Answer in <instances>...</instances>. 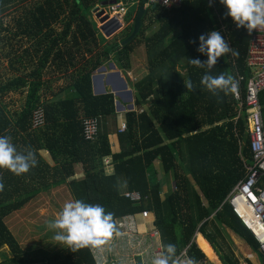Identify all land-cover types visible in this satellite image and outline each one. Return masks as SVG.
Wrapping results in <instances>:
<instances>
[{
	"label": "trees",
	"instance_id": "obj_1",
	"mask_svg": "<svg viewBox=\"0 0 264 264\" xmlns=\"http://www.w3.org/2000/svg\"><path fill=\"white\" fill-rule=\"evenodd\" d=\"M99 1L0 0V64L5 61L15 73L0 81V136H11L18 151L31 147L38 160L36 167L20 176L0 169L4 184L0 264H97L88 247L74 252L67 247L50 257L44 252L26 255L5 222L41 194L62 186L73 200L99 204L113 212L114 221L149 210L162 251L163 245L172 243L177 257L189 247V257L198 264H215L205 241L219 264H238L231 251L224 252L227 244L221 228L259 252L254 236L225 201L244 179L245 165L253 162L246 114L236 119L239 101L235 94L212 95L200 85L208 69L189 63V58L207 60L196 51L198 37L219 31L235 54L218 58L211 73L232 75L245 99L252 33L236 27L220 0H212L211 6L209 0H181L172 9L159 5L147 9L139 39L122 46L131 35L138 7L125 17L131 24L107 39L94 20ZM147 30L150 35L145 34ZM140 44L147 52L148 73L133 84L138 111L125 114L127 128L117 133L120 150L113 151L107 121L116 116L115 96L111 92L94 95L92 75L110 60L122 69L131 68V55ZM54 73H58L55 78H45ZM58 79L69 80L59 94L51 89V81ZM188 79L196 85L194 91L185 88ZM24 90L22 109L8 111L3 97ZM47 91L52 94L46 99ZM259 99L264 120V91ZM40 107L45 121L35 126L34 113ZM91 118L98 119L99 132L95 139H86L84 121ZM43 150L49 152L53 165ZM76 164L82 165L81 177H75ZM158 169L176 186L164 197ZM127 191H138L148 199L143 205L135 204L124 197ZM5 245L12 257L1 251Z\"/></svg>",
	"mask_w": 264,
	"mask_h": 264
},
{
	"label": "built area",
	"instance_id": "obj_2",
	"mask_svg": "<svg viewBox=\"0 0 264 264\" xmlns=\"http://www.w3.org/2000/svg\"><path fill=\"white\" fill-rule=\"evenodd\" d=\"M140 0L131 2L138 5ZM146 0L144 8L151 5H159L164 9H172L180 4L181 0ZM128 8L123 2H116L107 7L106 14H113V18L105 20L109 27L115 23H122L128 14ZM247 66L251 71L248 78L245 99L240 95L239 88L235 93L239 101V110L236 116L246 114L250 123V139L253 153V162L246 164V175L240 180L226 197V202L239 221L250 231L259 244V252L264 257V120L262 105L259 95L264 91V30H253L248 55ZM244 77L240 76V80ZM45 113L42 107L34 113V125H43ZM127 128L122 123L121 131ZM99 132L97 118L84 121V135L86 139H95ZM109 169L110 158L107 160ZM124 197L131 202L141 205L147 201L146 196L138 191H127ZM151 213L144 209L138 214L125 215L118 218L116 223L117 232L107 238L105 244L92 247L89 250L97 264H151L152 258L162 251L158 230L154 221H151ZM144 225L145 231H141ZM147 226V227H146ZM189 247H186L178 256L181 264L189 257ZM29 264H41L31 262Z\"/></svg>",
	"mask_w": 264,
	"mask_h": 264
},
{
	"label": "clouds",
	"instance_id": "obj_3",
	"mask_svg": "<svg viewBox=\"0 0 264 264\" xmlns=\"http://www.w3.org/2000/svg\"><path fill=\"white\" fill-rule=\"evenodd\" d=\"M164 3L167 4L166 0H164ZM211 3L212 0H209L210 6ZM220 3L225 6L227 9L226 16L231 17L237 28H245L249 34L253 30H264V0H220ZM133 6L139 7V4ZM107 7L98 6L104 12L107 11ZM106 15L110 16L109 14ZM110 17L113 18L114 16ZM123 24L120 23L121 26ZM198 40L199 46L196 48V51L202 55H206L207 60L201 61L198 58H189V63L195 67H206L208 69L201 77L200 85L212 95H217L219 92H223L225 95L235 94L238 90V81L232 75L224 73L213 75L211 73V69L217 64L218 58L230 52L235 54L229 43L217 30L201 34ZM189 43L195 44L196 40H190ZM184 86L187 91H194L196 88L191 79L184 80ZM245 118L247 119L246 116ZM124 122L127 125V122ZM247 123L250 138V123L248 119ZM37 164L36 153L31 147L18 151L12 142L11 136H0V169H7L14 175L20 176L28 173ZM175 188L176 186L173 183V189L175 190ZM3 190L4 184L2 178H0V192ZM150 213L153 215L152 212ZM153 218L155 220L154 215ZM115 225L113 212L106 211L99 204H89L82 200L66 202L56 217L46 222L47 229L54 232L53 238L57 242L67 245L73 252L84 247H98L105 244L107 238L113 235ZM247 231L249 230L247 229ZM151 264H181L177 257L176 245L172 243L163 245V251L152 258ZM184 264H198V261L195 258H188L184 261Z\"/></svg>",
	"mask_w": 264,
	"mask_h": 264
},
{
	"label": "rangeland",
	"instance_id": "obj_4",
	"mask_svg": "<svg viewBox=\"0 0 264 264\" xmlns=\"http://www.w3.org/2000/svg\"><path fill=\"white\" fill-rule=\"evenodd\" d=\"M110 1V0H104ZM135 0H119L118 2H123L125 6L128 8L129 12H135L136 7L131 5V2ZM100 7L106 8L108 5L103 4V0L99 1ZM148 9V8H147ZM100 12V13H99ZM94 13V20L96 21L97 25L99 28L103 25L102 20H107L110 19V16H113L109 12V15H106L104 11H101V9L98 8L95 10ZM98 13V14H97ZM108 16V17H106ZM129 22L124 21V24L122 25V30L128 25ZM147 23V21H146ZM108 22L106 21V25ZM156 24L153 25L152 30L156 28ZM101 30V29H100ZM121 29L119 30L120 32L122 31ZM120 32L116 33L118 35ZM150 30L146 31V35H150ZM115 35V34H114ZM107 38V37H106ZM112 38V37H111ZM107 39H110L109 37ZM112 60L107 61L108 66H106V70L108 68H111L110 63ZM131 68L129 69H116L119 71H122L124 76L122 75V78L125 79L127 82V89H121L119 92H121L125 97H121V95L116 93L115 97L118 99V102L122 104L125 107V110L119 111L116 107L115 103V117H111L107 121V128H109V131H114L115 133L120 132V128L122 126V123L125 120L124 116L128 112H132L128 109V105L134 104V110L133 111H138V107L136 106V89L133 87V84L141 80L147 73H148V67H147V52L145 50V47L143 44H140L136 47L135 50H133V53L131 55ZM119 67V66H118ZM98 70V69H97ZM96 70V71H97ZM96 71L93 73V75L96 73ZM99 71V70H98ZM114 71V69H113ZM15 75L13 71L10 70V68L7 66V63L4 61L3 63L0 64V81H3L9 77H12ZM58 75V73H54L51 75H46L45 78L53 77L55 78ZM93 75H92V80H93ZM107 75H105V78ZM104 78V81L106 82ZM68 79H58V80H52L51 81V89L54 93L59 94L60 92H63L64 87L68 83ZM106 87V86H105ZM107 88V87H106ZM158 91V88L156 89ZM129 91H132V100L128 99V93ZM110 91L107 90V93ZM42 94V92H41ZM51 92L47 91V94L44 95V98H50L51 97ZM94 94V92H93ZM154 94H158L155 92ZM43 95V94H42ZM64 93L59 95L58 97H62ZM95 95V94H94ZM155 97V95H154ZM152 99V97H151ZM150 99V100H151ZM26 100V91H19L15 93H8L6 96L3 97V102L6 104V108L8 111L15 113L18 112L22 109L23 105L25 104ZM146 105V104H145ZM147 107V105L145 106ZM113 134V133H111ZM249 164V163H248ZM158 169V173H159ZM76 174V173H75ZM158 179L160 180V184L162 186V191L165 189L166 186L169 190L170 186L173 184V180H170V177L168 175L164 176L161 174V172L158 174ZM191 182L194 184L195 188L197 189V185L190 179ZM167 190V191H168ZM165 195V194H164ZM69 201H74L68 188H64L63 190H58L56 191L51 190L47 193H43L40 196H38L35 200H33L31 203H28L24 208H22L20 211H17L13 213L10 217H8L5 222L8 225L9 229L12 231L14 234L16 240L18 243L21 245L23 251L26 253V255H30L33 253H39V252H44L48 257L53 256L54 254L58 252H62L63 249L67 248L68 246L57 242L53 237H54V232L47 229L46 227V222L49 220H52L56 217L57 213L62 209L63 205L66 202ZM151 221H153V215L150 216ZM224 232V231H223ZM228 233V232H227ZM226 240V247H224V252L231 251L233 255L240 258V263L241 264H248L247 261H245L240 255L241 253L247 254L248 252V246L245 244L243 240L238 238L236 235L233 234V238L239 240L233 241L229 240L225 237V234L222 233ZM228 236L230 238V234L228 233ZM212 258V260H217L215 259L214 253L211 249V246L207 244L206 242L203 243ZM244 245V247L242 245ZM2 252L7 253L10 257L13 256L10 248L8 246H3L1 248ZM241 251V252H240ZM254 260L256 263L261 264V256L258 252L252 253ZM3 259V257L0 254V261ZM214 261V262H215Z\"/></svg>",
	"mask_w": 264,
	"mask_h": 264
},
{
	"label": "water",
	"instance_id": "obj_5",
	"mask_svg": "<svg viewBox=\"0 0 264 264\" xmlns=\"http://www.w3.org/2000/svg\"><path fill=\"white\" fill-rule=\"evenodd\" d=\"M117 0H110L107 2H103L102 5L104 4H114L116 3ZM146 0H141L142 5L139 6L137 8L136 14L134 16L133 22H132V31H131V35L122 42V46H125L127 44H129L130 42H132L133 39H139V31L140 28L142 26V18L145 15L146 9L144 8V4H145ZM156 6L155 5H151L149 8L150 9H154ZM108 17V16H106ZM114 19V18H113ZM103 25L101 26V31L104 34L105 37H113L114 34L116 35V33L120 32L119 30H122V26L119 23H115V25H113L112 27H109V23L106 25L105 20H102ZM112 70L114 69V71H110L107 75V77L105 78V74H100L98 75H93V88L94 91L96 92V94H102V93H106V89H105V83L107 84H111V86L113 87V90L119 95H121V97H125L121 92H119L121 89H127V82L125 81L124 78L121 77V72L119 70H116V65L114 62L110 63ZM100 71H104L106 70V66L102 65L99 68ZM104 78L106 80V82L104 81ZM116 78L118 79V81L116 80ZM128 93V99L132 100V91L127 92ZM118 105V106H117ZM116 107L119 111L121 110H125V107L120 104L119 102H116ZM128 109L130 111L134 110V104H130L128 105Z\"/></svg>",
	"mask_w": 264,
	"mask_h": 264
},
{
	"label": "crops",
	"instance_id": "obj_6",
	"mask_svg": "<svg viewBox=\"0 0 264 264\" xmlns=\"http://www.w3.org/2000/svg\"><path fill=\"white\" fill-rule=\"evenodd\" d=\"M133 22V21H132ZM131 24V22L130 23H128V25L127 26H129ZM113 38V37H112ZM112 62H114L115 63V65H116V69H121L120 67H118V64L114 61V60H112ZM107 66H108V63H105ZM105 64H103L104 66H105ZM99 70V69H98ZM96 71V73H95V75H100V74H105V75H108V73L110 72V71H113L112 69H110V68H108V70H102V71ZM121 72V77H122V75L124 76V74H123V72L122 71H120ZM125 78V77H124ZM116 80L118 81V79L116 78ZM119 82V81H118ZM92 83H93V80H92ZM105 86L107 87H105V89H106V93H107V90H109L114 96L116 95V92L113 90V87L111 86V84H107V83H105ZM96 91V90H95ZM94 91V88H93V92H94V94L95 95H101V94H96V92ZM102 94H105V93H102ZM116 102H118V99L115 97V103ZM118 106V105H117ZM124 116V118H125V115H123ZM111 133H113V134H111ZM118 134H117V132L115 133L114 131H111L110 132V140H111V142H112V149H113V151H119L120 150V146H119V143H118ZM41 153H42V155L44 156V158L50 163V164H54V161L52 160V157L50 156V154H49V152L48 151H45V150H43V151H41ZM75 170H76V174H75V177H81V176H83V169H82V165L81 164H76L75 165ZM64 188H66L67 189V187L66 186H62V187H59V188H57L58 190H63ZM163 189V188H162ZM170 189H173V184H172V186H170V188H169V190H168V188H167V186H166V190L164 189L163 191H162V193H161V197H164L165 195L164 194H166L168 191H170ZM54 191H56V189H53ZM168 190V191H167ZM153 221H154V219H153ZM145 226L144 225H142L141 226V231H145V228H144ZM147 227V226H146ZM221 231H222V233H224L225 234V237L227 238V239H231V240H233V241H239V240H237V239H235V238H233V234L234 233H232L229 229H225V228H221ZM224 231V232H223ZM230 234V238H229V236H228V233ZM235 235V234H234ZM197 236V235H196ZM199 236L200 235H198L197 236V238L199 239ZM200 237H202V236H200ZM224 237V236H223ZM203 238V237H202ZM204 239V238H203ZM205 240V239H204ZM224 240H225V238H224ZM230 240V241H231ZM226 241V240H225ZM203 243H205V241L203 242ZM242 245V244H241ZM205 246V245H204ZM243 247H244V245H242ZM248 246V245H247ZM249 248V247H248ZM207 251V250H206ZM241 252V251H240ZM252 253H255L254 251H252L250 248L248 249V252H247V254H242L241 253V257L245 260V261H247L248 262V264H258V263H256V261L254 260V258H253V255H252ZM259 253V252H258ZM260 254V253H259ZM210 256V255H209ZM214 256H215V254H214ZM235 256H236V254H235ZM260 256H261V254H260ZM262 257V256H261ZM236 258L238 259V264H241L240 263V258L239 257H237L236 256ZM215 259L217 260V262L215 261L214 263L215 264H219L218 263V259H217V257L215 256ZM262 260H261V264H264V258L262 257L261 258Z\"/></svg>",
	"mask_w": 264,
	"mask_h": 264
}]
</instances>
